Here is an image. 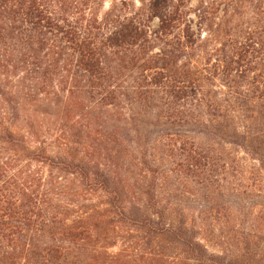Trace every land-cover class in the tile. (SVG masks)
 Instances as JSON below:
<instances>
[{
  "label": "trees",
  "instance_id": "obj_1",
  "mask_svg": "<svg viewBox=\"0 0 264 264\" xmlns=\"http://www.w3.org/2000/svg\"><path fill=\"white\" fill-rule=\"evenodd\" d=\"M189 1L0 0V264H214L186 200L264 197V0Z\"/></svg>",
  "mask_w": 264,
  "mask_h": 264
},
{
  "label": "rangeland",
  "instance_id": "obj_2",
  "mask_svg": "<svg viewBox=\"0 0 264 264\" xmlns=\"http://www.w3.org/2000/svg\"><path fill=\"white\" fill-rule=\"evenodd\" d=\"M238 2L239 0H190L186 13L196 35L207 36L209 35L207 31L212 29L215 33L218 32L219 39L222 40V21L228 18L223 16L224 10L230 4ZM252 2L256 4V0ZM201 15L206 17V20L202 21ZM256 18L264 34V13L257 15ZM157 24L158 19H154L150 25L155 28ZM216 48L218 49L216 53L220 52L221 47L218 43ZM229 180L233 179L222 181L224 191L230 187L227 183ZM188 187L193 191L198 189L192 184ZM242 197L236 198L235 195L227 194L219 198L222 203L211 204L191 196L186 200L191 206L189 210L191 222L203 227L201 235L207 239L205 242L209 252L220 255L215 261L217 264H264V217L260 212V204L264 202V197L260 198L253 193ZM200 217L203 224L200 223Z\"/></svg>",
  "mask_w": 264,
  "mask_h": 264
}]
</instances>
